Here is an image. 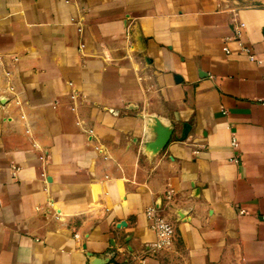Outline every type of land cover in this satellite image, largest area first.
<instances>
[{
	"label": "crops",
	"instance_id": "crops-1",
	"mask_svg": "<svg viewBox=\"0 0 264 264\" xmlns=\"http://www.w3.org/2000/svg\"><path fill=\"white\" fill-rule=\"evenodd\" d=\"M263 216L264 0H0V264H264Z\"/></svg>",
	"mask_w": 264,
	"mask_h": 264
},
{
	"label": "built area",
	"instance_id": "built-area-1",
	"mask_svg": "<svg viewBox=\"0 0 264 264\" xmlns=\"http://www.w3.org/2000/svg\"><path fill=\"white\" fill-rule=\"evenodd\" d=\"M243 23H238L236 33H239V29L243 27ZM246 49V48H244ZM250 58L252 56L250 55ZM232 147H237L238 142L235 136H231L230 140ZM243 211V209H241ZM145 215L149 220V227L154 230L157 236V240L154 244V250L169 248L174 240V226L169 222L162 214L160 213V208L156 205H150L145 208ZM264 218V216H263ZM140 261L144 260V257L139 259Z\"/></svg>",
	"mask_w": 264,
	"mask_h": 264
},
{
	"label": "water",
	"instance_id": "water-1",
	"mask_svg": "<svg viewBox=\"0 0 264 264\" xmlns=\"http://www.w3.org/2000/svg\"><path fill=\"white\" fill-rule=\"evenodd\" d=\"M187 128V126L185 125L184 129Z\"/></svg>",
	"mask_w": 264,
	"mask_h": 264
}]
</instances>
